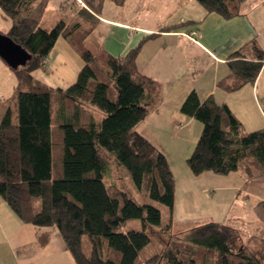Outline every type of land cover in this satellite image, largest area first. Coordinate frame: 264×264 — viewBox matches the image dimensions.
<instances>
[{
  "label": "trees",
  "instance_id": "16d2710c",
  "mask_svg": "<svg viewBox=\"0 0 264 264\" xmlns=\"http://www.w3.org/2000/svg\"><path fill=\"white\" fill-rule=\"evenodd\" d=\"M46 0H0L11 20L3 34L24 48L29 58L12 68L16 84L0 109V197L20 221L32 224L36 244L44 246L55 227L74 264H135L149 243L147 227L173 231L172 219L161 222L155 206L139 203L104 176L113 160L124 169L133 186L170 212L174 176L165 155L135 131L156 101L153 80L135 67V59L148 38L171 28L163 26L143 37L125 55L92 52L85 44L94 30L104 0H81L79 13H88L77 31H64V22L43 26L36 16ZM120 5L124 0H110ZM206 13L235 17L243 0H195ZM83 11V12H82ZM82 18V17H81ZM67 36L83 60L76 80L65 88H52L32 72L42 68L59 35ZM227 76L216 86L226 92L253 83L264 63V50L255 40L226 58ZM96 106L102 116L88 122L80 117L51 123L54 100ZM179 110L202 124L199 137L186 158L194 175L205 171L229 174L240 171L245 186L264 176V126L246 131L225 102L212 95L200 100L191 90ZM57 147V148H56ZM107 156L109 158H107ZM264 205V203H263ZM129 218H139L142 230L121 231ZM181 237L168 239L158 264H264V227L247 245H235V230L209 220L190 226Z\"/></svg>",
  "mask_w": 264,
  "mask_h": 264
},
{
  "label": "crops",
  "instance_id": "0c3cea01",
  "mask_svg": "<svg viewBox=\"0 0 264 264\" xmlns=\"http://www.w3.org/2000/svg\"><path fill=\"white\" fill-rule=\"evenodd\" d=\"M106 1L110 0H104L99 19L92 31L93 33L96 30L98 33L99 45L96 51L98 53L105 52L121 57L135 47L143 37L157 32L163 26H171L145 40L136 56L137 71L151 78L156 86L153 93L156 95L153 96L156 104L134 129L165 155L174 178L172 156L166 146H161L155 135L171 130L175 133L174 131L182 128L190 132L193 124L197 127L194 118L186 116L179 110L189 91L195 90L200 100L212 95L217 102H225L246 131L264 126V117L258 106L259 99L264 103V63L254 82L245 84L237 91L226 92L216 86L217 81L227 76L229 72L225 62L228 55L252 40L264 50V13L256 11L262 4L264 5V0H243L238 15L230 19L216 13H206L195 0H124L120 5L110 1L114 7L108 5L107 13L102 16ZM82 3L79 0L80 7L76 14H73L74 25L70 29L65 27V32L71 30L74 33L82 25L81 22L88 21L87 12L79 13ZM52 7L51 0H46L41 9L45 12L48 8L52 10ZM38 15L39 10L36 11V16ZM39 19L42 24V19ZM60 20L66 26L65 21ZM193 29L198 33L195 39L188 36ZM3 61L0 59V67L4 66ZM79 105L84 106L82 102ZM250 105L253 106V111L249 109ZM187 153H179V159H185ZM185 177L188 181L197 183L204 193L210 192V199H214L212 191H216L217 198L229 197V201L233 202V197L241 193V198L245 200L252 192L255 194L253 197L258 199L256 190L251 188L258 185L264 176L253 179L248 186H245L241 172L240 174L231 172L226 176L208 172L194 175L191 172L190 175L186 173ZM3 204L0 202V210L11 216L10 221L13 222L14 229L9 233L0 224V264H33L47 257L59 259L55 264L72 261L73 256L57 232L48 229L50 231L48 242L44 246H38L35 242L37 230L35 226L12 217ZM209 211H213L212 207ZM199 215L201 216L196 221L198 224L214 219L213 212ZM184 220L186 218L177 222ZM190 223L196 225L194 221ZM262 223L264 227V220ZM174 229H177L176 224H173ZM29 245H33L34 249L27 251L26 247Z\"/></svg>",
  "mask_w": 264,
  "mask_h": 264
},
{
  "label": "rangeland",
  "instance_id": "374dc122",
  "mask_svg": "<svg viewBox=\"0 0 264 264\" xmlns=\"http://www.w3.org/2000/svg\"><path fill=\"white\" fill-rule=\"evenodd\" d=\"M79 5V0H51V6H53L51 8L52 10H48V8L45 12H43L40 8L38 18H41L42 25L49 29L52 28L58 20L63 19L66 24L65 27L70 29L75 22L73 14H76V10L80 7ZM108 5L112 8L114 7L110 1H106L102 16L107 13L106 8ZM256 11L263 14L264 5L262 4ZM10 26L11 20L8 17H5L0 9V32H6ZM85 41L89 50L92 52L97 51L99 39L96 30L89 37H87ZM69 42L70 40L67 36L59 35L55 46L52 48L46 59L44 66L33 71L32 75L49 84L52 88H65L74 82L78 71L83 65V60L78 54V51L73 46L68 44ZM1 61L3 60L1 59ZM2 63H4V66L0 67V109L11 98L16 84L14 70L4 61ZM82 103L84 105L83 107L67 98L54 100L51 111L52 125L55 126L58 123L68 120L67 118L80 117L82 122H88L102 116V113L96 106L86 102ZM258 106L264 117V103L261 99L258 100ZM249 109L253 111L254 108L250 105ZM194 121L197 124V127L193 124L190 128V132H188L186 128H182L174 131L175 133H172L173 130H171V132L168 133L163 131L161 134L158 133V135H155L161 146H166L165 148H167V151L172 156L171 166L175 174L174 206L172 213L162 203L150 199L146 190H137L133 186L126 171L124 169L117 168L113 160L107 156V158H109V162L112 163V167H110V171L103 178L106 184L114 182L121 189L128 192L130 197L135 201L139 203L146 202L158 208L161 213L162 223L167 224L172 219L173 224H176L177 229H174L171 233H162L161 230L157 229V227H147L146 230L149 233L151 240L140 250L135 260V264H158L161 250L165 246L167 240L175 238L176 236H183V231L188 227L193 226L190 222L193 223L194 221L195 224L196 221L199 220V217L201 216L199 214L206 215L213 212V220L223 221L231 226L236 232V246L246 245L252 238L259 237L263 231L262 220H264V201L260 200H264V177L262 181H260L261 183L259 182L258 185H254V187L251 188L256 190L258 199L253 197L255 194L252 192V196L249 195V197L245 200L244 198H241V193L238 194L237 197H233V202L229 201V197L225 199L224 197L219 196L217 198L216 191H212L215 197L214 199H210V192L204 193L197 183H193L189 180L191 182L190 183L187 179H185L186 173H189V175L191 173L187 166L186 158L190 155L202 128V124L199 121ZM181 146L182 149L180 150ZM183 152H188L187 156L185 159H179V153L181 154ZM205 172L218 176L227 175L217 174L211 171ZM235 173L240 174L239 171H235ZM0 202L4 203L3 205L12 217L18 218L14 212L8 208V205L1 197ZM188 206H191L189 207L191 210H189ZM210 207H212L213 211H209ZM182 218H186V220L178 223L177 221ZM10 220L11 216L7 215L5 211L0 210V224L3 225L9 233L14 229L13 222ZM248 220H250V222H248ZM196 225H198V223H196ZM50 228L58 233L55 227H49L47 229ZM43 229L46 228H41L40 230L42 231ZM130 229L142 230L143 226L141 219L129 218L120 228L121 231ZM26 249L27 251H31V249H34V246L29 245ZM54 259L55 258L47 257L44 260L33 264H55L57 261L59 262V259ZM64 264H74V259H72L69 263Z\"/></svg>",
  "mask_w": 264,
  "mask_h": 264
},
{
  "label": "water",
  "instance_id": "95a60500",
  "mask_svg": "<svg viewBox=\"0 0 264 264\" xmlns=\"http://www.w3.org/2000/svg\"><path fill=\"white\" fill-rule=\"evenodd\" d=\"M0 58L10 67L23 65L29 58L27 51L0 32Z\"/></svg>",
  "mask_w": 264,
  "mask_h": 264
},
{
  "label": "built area",
  "instance_id": "2783aa9c",
  "mask_svg": "<svg viewBox=\"0 0 264 264\" xmlns=\"http://www.w3.org/2000/svg\"><path fill=\"white\" fill-rule=\"evenodd\" d=\"M191 39H195L198 36V33L195 29L190 31V34L188 35Z\"/></svg>",
  "mask_w": 264,
  "mask_h": 264
}]
</instances>
